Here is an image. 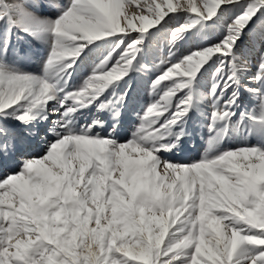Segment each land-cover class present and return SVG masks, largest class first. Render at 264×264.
Listing matches in <instances>:
<instances>
[{
  "label": "snow or ice",
  "instance_id": "1",
  "mask_svg": "<svg viewBox=\"0 0 264 264\" xmlns=\"http://www.w3.org/2000/svg\"><path fill=\"white\" fill-rule=\"evenodd\" d=\"M0 264H264V0H0Z\"/></svg>",
  "mask_w": 264,
  "mask_h": 264
},
{
  "label": "rangeland",
  "instance_id": "2",
  "mask_svg": "<svg viewBox=\"0 0 264 264\" xmlns=\"http://www.w3.org/2000/svg\"><path fill=\"white\" fill-rule=\"evenodd\" d=\"M81 79L80 72L78 71L77 73L74 74V80L73 83H78ZM152 97L149 95V90L146 85H144L138 95V101H137V107L138 110H142L147 107L149 103H151ZM142 114V112H141ZM132 120H135V116H133ZM132 121H127L125 122V129L123 132V135H127L131 128H132ZM203 143V141L200 140L199 137L196 138L195 141H189L186 150L189 151L188 156L185 158V161H191L193 159L198 158L199 154L202 152V148H199V144ZM191 150V151H190ZM42 150H38V153ZM173 159L179 160L178 156H174Z\"/></svg>",
  "mask_w": 264,
  "mask_h": 264
},
{
  "label": "bare ground",
  "instance_id": "3",
  "mask_svg": "<svg viewBox=\"0 0 264 264\" xmlns=\"http://www.w3.org/2000/svg\"><path fill=\"white\" fill-rule=\"evenodd\" d=\"M188 154H189V151L188 150H185L183 153L178 154L177 156H178V159L179 160L185 161V158L188 156Z\"/></svg>",
  "mask_w": 264,
  "mask_h": 264
}]
</instances>
